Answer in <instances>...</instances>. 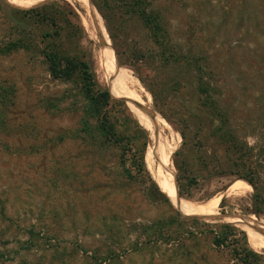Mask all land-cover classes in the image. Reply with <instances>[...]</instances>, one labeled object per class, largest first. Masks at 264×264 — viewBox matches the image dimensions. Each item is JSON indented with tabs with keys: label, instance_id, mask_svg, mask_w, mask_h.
Returning <instances> with one entry per match:
<instances>
[{
	"label": "rangeland",
	"instance_id": "374dc122",
	"mask_svg": "<svg viewBox=\"0 0 264 264\" xmlns=\"http://www.w3.org/2000/svg\"><path fill=\"white\" fill-rule=\"evenodd\" d=\"M16 1L0 0V264H243L246 246L264 264L244 226L264 223V0H148L158 41L143 0ZM51 54L88 64L100 115ZM166 175L215 214L181 211Z\"/></svg>",
	"mask_w": 264,
	"mask_h": 264
},
{
	"label": "trees",
	"instance_id": "16d2710c",
	"mask_svg": "<svg viewBox=\"0 0 264 264\" xmlns=\"http://www.w3.org/2000/svg\"><path fill=\"white\" fill-rule=\"evenodd\" d=\"M147 1L148 0H143V3H145V6L147 5V7H143L142 11L138 13V17L143 20L146 27L150 30L153 38L158 41L162 33L161 17L158 13H156V10L151 9L153 4ZM138 2L139 0L137 1L136 6L141 7L142 5H140ZM149 9H151V11H149ZM15 46H17V48H24L26 47V44L23 41H19L15 44ZM45 59L49 65L50 74L54 79H70L74 76H79L81 78L83 90L90 100V109L93 114L100 115L102 110H104L110 104L111 96L109 92L101 91L97 88L95 77L90 71L87 63L56 54L46 55ZM104 122L105 121L103 120L102 122L97 123L95 130L98 133L107 129V126ZM156 190L159 195L164 197L166 201L170 203L168 197L160 190L157 185ZM178 215L184 220H191L190 218L182 217V215L179 213ZM215 244L219 247L222 245L224 246V242L220 238L215 241ZM243 251L246 253V256L242 259L243 264H252L251 258L257 257V254L250 250L247 246L244 247ZM1 259H3V255L0 252V260ZM102 261L107 262V259Z\"/></svg>",
	"mask_w": 264,
	"mask_h": 264
},
{
	"label": "bare ground",
	"instance_id": "6f19581e",
	"mask_svg": "<svg viewBox=\"0 0 264 264\" xmlns=\"http://www.w3.org/2000/svg\"><path fill=\"white\" fill-rule=\"evenodd\" d=\"M12 1L14 3L19 4V2L16 1V0H12ZM24 4H26V3L24 2ZM113 61H115V56H114V60ZM108 62H110V58H109ZM167 160H168L169 167H171L172 166L171 158L167 157ZM164 182H165L164 183V188H165L166 192H168L173 197V199L176 202V206L181 211L186 212V213H190V214L202 215V216H209V215L212 216V215L215 214V212L217 210V203L213 202V203H210V204L202 206V207H196V206H193L192 204H189V203L185 202L184 200L180 201L177 198V191H176V185H175L174 177H172L170 175H166V178H165ZM240 186L242 187L241 184L236 186V187L238 188ZM237 222H239L240 224L244 225V222H241V221H237ZM245 224L246 225H244V226H246L248 228H249V226H252L254 228H258V229L264 230V223H260V224H257V223H251V224L245 223ZM249 229L253 230L251 228H249ZM253 232H254V234L251 235V239H250L251 247L254 250H257V251L258 250H264V233H262L263 231L262 232H256L255 230H253Z\"/></svg>",
	"mask_w": 264,
	"mask_h": 264
},
{
	"label": "water",
	"instance_id": "95a60500",
	"mask_svg": "<svg viewBox=\"0 0 264 264\" xmlns=\"http://www.w3.org/2000/svg\"><path fill=\"white\" fill-rule=\"evenodd\" d=\"M134 103H136V102H134ZM136 104H137V103H136ZM143 111H144V112H147L145 109H143Z\"/></svg>",
	"mask_w": 264,
	"mask_h": 264
}]
</instances>
